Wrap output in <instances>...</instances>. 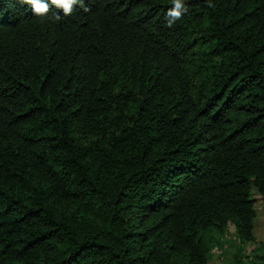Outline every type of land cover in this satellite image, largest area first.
I'll use <instances>...</instances> for the list:
<instances>
[{"label": "trees", "instance_id": "1", "mask_svg": "<svg viewBox=\"0 0 264 264\" xmlns=\"http://www.w3.org/2000/svg\"><path fill=\"white\" fill-rule=\"evenodd\" d=\"M211 3L0 0V264L264 260V0Z\"/></svg>", "mask_w": 264, "mask_h": 264}, {"label": "rangeland", "instance_id": "2", "mask_svg": "<svg viewBox=\"0 0 264 264\" xmlns=\"http://www.w3.org/2000/svg\"><path fill=\"white\" fill-rule=\"evenodd\" d=\"M256 199L257 217L255 220L256 241L245 244L246 255L264 254V197L260 194H254ZM216 245L212 249V259L209 264H235L234 255L238 249V239L235 236L232 227L228 229L221 237L213 233ZM254 264H264V260H258Z\"/></svg>", "mask_w": 264, "mask_h": 264}, {"label": "clouds", "instance_id": "3", "mask_svg": "<svg viewBox=\"0 0 264 264\" xmlns=\"http://www.w3.org/2000/svg\"><path fill=\"white\" fill-rule=\"evenodd\" d=\"M20 3L30 5L32 11L37 16H44L50 8L55 7L56 9L62 10L65 16L72 13L73 6L79 4L85 12L89 11L84 5V0H20ZM208 7H213L211 0H206ZM171 5L165 14L167 20V26L172 27L173 24L182 18L183 13L187 10L185 8L184 0H171ZM57 18L59 15L57 14Z\"/></svg>", "mask_w": 264, "mask_h": 264}]
</instances>
